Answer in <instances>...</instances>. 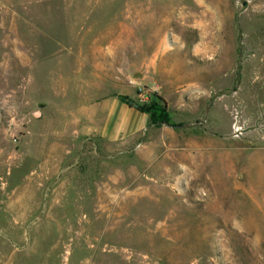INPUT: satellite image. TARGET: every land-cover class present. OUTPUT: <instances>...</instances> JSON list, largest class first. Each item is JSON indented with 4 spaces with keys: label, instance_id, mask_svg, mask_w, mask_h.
Segmentation results:
<instances>
[{
    "label": "rangeland",
    "instance_id": "rangeland-1",
    "mask_svg": "<svg viewBox=\"0 0 264 264\" xmlns=\"http://www.w3.org/2000/svg\"><path fill=\"white\" fill-rule=\"evenodd\" d=\"M0 264H264V0H0Z\"/></svg>",
    "mask_w": 264,
    "mask_h": 264
},
{
    "label": "crops",
    "instance_id": "crops-1",
    "mask_svg": "<svg viewBox=\"0 0 264 264\" xmlns=\"http://www.w3.org/2000/svg\"><path fill=\"white\" fill-rule=\"evenodd\" d=\"M103 103V112L107 114L102 136L110 141L119 138L134 137L141 134L148 125L147 116L136 108L119 101Z\"/></svg>",
    "mask_w": 264,
    "mask_h": 264
},
{
    "label": "trees",
    "instance_id": "trees-1",
    "mask_svg": "<svg viewBox=\"0 0 264 264\" xmlns=\"http://www.w3.org/2000/svg\"><path fill=\"white\" fill-rule=\"evenodd\" d=\"M136 110L145 114L148 119V125L158 127L160 125H169V117L166 111L164 100L153 93L149 102L136 107Z\"/></svg>",
    "mask_w": 264,
    "mask_h": 264
},
{
    "label": "water",
    "instance_id": "water-1",
    "mask_svg": "<svg viewBox=\"0 0 264 264\" xmlns=\"http://www.w3.org/2000/svg\"><path fill=\"white\" fill-rule=\"evenodd\" d=\"M127 104L129 106L133 107V108H136L137 107V105L135 103H133L132 101H129Z\"/></svg>",
    "mask_w": 264,
    "mask_h": 264
}]
</instances>
